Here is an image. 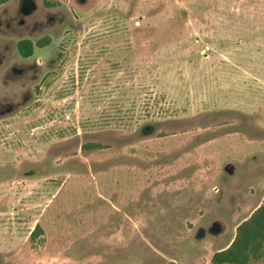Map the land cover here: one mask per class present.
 I'll use <instances>...</instances> for the list:
<instances>
[{"label":"rangeland","instance_id":"rangeland-1","mask_svg":"<svg viewBox=\"0 0 264 264\" xmlns=\"http://www.w3.org/2000/svg\"><path fill=\"white\" fill-rule=\"evenodd\" d=\"M263 201L264 0L0 6V264H211Z\"/></svg>","mask_w":264,"mask_h":264},{"label":"trees","instance_id":"trees-1","mask_svg":"<svg viewBox=\"0 0 264 264\" xmlns=\"http://www.w3.org/2000/svg\"><path fill=\"white\" fill-rule=\"evenodd\" d=\"M9 0H0V6ZM52 43L50 37H44L34 43L30 39L18 42L17 49L22 58L28 59L35 54L36 48H45ZM86 151L101 150L100 143H87ZM44 234L41 224H37L30 236L34 242ZM264 260V201L262 205L246 221L241 223L236 231L233 242L227 248L214 254L211 264H256Z\"/></svg>","mask_w":264,"mask_h":264}]
</instances>
